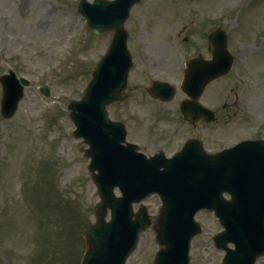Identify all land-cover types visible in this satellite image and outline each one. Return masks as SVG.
Wrapping results in <instances>:
<instances>
[{"label":"rangeland","instance_id":"obj_1","mask_svg":"<svg viewBox=\"0 0 264 264\" xmlns=\"http://www.w3.org/2000/svg\"><path fill=\"white\" fill-rule=\"evenodd\" d=\"M76 1L0 0V74L11 68L17 75L31 80V84L25 88L24 97L15 115L11 119L0 117V235L2 238L6 237L4 242L12 240L9 241L11 244L18 241L28 243L34 238V234L32 237L30 235V226L35 228L31 219L42 214L40 207L34 205V202L38 204V199L44 209H51L56 195L63 196L68 209L64 211L60 222L67 223L71 220L70 211L83 216L84 223L94 219L93 207L98 196L86 168L87 161L78 149L79 141L71 135L73 125L65 104L71 99L81 97L91 76L90 68L106 48L108 36L96 37L84 30V21L76 12ZM180 1L183 4V1ZM193 7L187 14L198 10L207 12L211 27L220 25L226 28L229 46L237 54L231 77L226 81L214 83L209 92L214 107L218 106L227 92H230L229 101L233 100L234 94L237 101L235 116L238 117L228 126H223L227 128V133L222 132L221 124L224 122L220 121V118V122L212 126L213 137L209 146L215 149L258 135V131H255L259 122L256 109L264 114V56L255 57V51L264 45L257 47V41H247L248 35L246 37L244 33L249 34L260 26V16L264 17V0H259L256 11L252 10V2L248 3V0H197ZM238 10L239 15L236 12ZM244 10L253 17L244 23L241 30ZM181 25L180 20L179 27ZM208 27L202 24L200 29L191 30L190 33L181 32L176 39L180 43L187 36L190 44L188 53H191L194 42L197 43L196 49H199L203 42V32L207 33ZM259 29L264 37V22ZM262 43L264 44V39ZM178 49L182 50L180 46ZM42 84L49 86L47 97L39 92ZM258 94L261 99L260 108H257L255 100ZM118 106L113 108L114 113L117 110L118 113L121 112V107H125V104ZM108 109L111 113L112 106ZM42 132V144H36L38 141H35V137ZM30 141L35 143L31 144ZM36 151L47 153L37 159H31V153ZM21 152L22 154L16 155ZM48 153L60 160L56 170L58 178L56 180L53 173L51 183H58L62 187V193L57 194L45 180L44 171L47 167L51 169L50 173H47L48 176L55 168L47 159ZM28 160L32 161V164H29ZM26 165L37 169L34 172L35 178L31 181V190L36 200L31 203L33 197H30V200L25 199V204L22 197L15 192L22 194L25 189L23 177L28 175V171L24 170ZM17 176L19 182H16L14 191L12 188ZM3 195L6 198L3 199ZM145 204L155 214L159 200L156 196H151ZM36 211L41 212L36 214ZM37 217L33 222L39 225L41 222ZM197 218L204 222V233L193 242V262L211 264V260L205 258V250H212L205 237L209 219L205 213L198 214ZM56 228H59L57 224ZM47 235L49 232L45 237ZM57 242H50L51 249H54ZM0 245L4 244L0 241ZM13 250L14 247L8 250L9 254ZM27 264H31L30 259Z\"/></svg>","mask_w":264,"mask_h":264},{"label":"water","instance_id":"obj_2","mask_svg":"<svg viewBox=\"0 0 264 264\" xmlns=\"http://www.w3.org/2000/svg\"><path fill=\"white\" fill-rule=\"evenodd\" d=\"M96 5L100 6L105 11L108 10L107 6H109V5H107L105 3H101V2H97ZM87 15H89V14H87ZM102 16L103 17H109L108 14H105V15L102 14ZM121 21H122V18H119L118 22H121ZM107 26L109 27V25H107ZM88 27L95 33H100V31L102 30V29H100L101 28L100 25L94 24V23L89 22V21H88ZM216 32L217 31H213L212 34L210 35V43L213 45V52L215 53L216 51L217 52L218 51H223L224 53H227V51L225 49V42H226L225 38L223 37L221 41H218L216 39ZM109 58L110 57H109V53H108L107 56H105L104 59L102 60V62L99 64V66L96 67V68H93V71H99L102 66H104L105 64H108L107 62L109 61ZM93 85H94V83L92 84V87H93ZM101 94H102L101 98H105L106 97V93L103 92ZM114 97H116V96L113 95L111 97V95H109L105 100H103L100 103V105L102 106L103 103L107 99H108L107 101H109V100L113 99ZM95 101L99 102V100H96V98H95ZM102 108H103V106H102ZM225 158H230L231 160L238 159V158H241V159L247 158L248 161L250 163H252L251 167L249 169H252L254 167V164H253L254 160L249 159V157H247V154H246L245 150L242 149V148H239L238 150H236V152L234 154H230V153L226 154ZM255 160H258V159H255ZM112 162H113V160H110V161H108L107 163H105L103 165H101L99 162H97L95 164L97 166V168L99 169V175L95 177V181L99 182V184L101 186L100 187V191H101L100 194H101V196L103 198V200L99 204V208H98V211L99 210L102 211L100 213L101 215L103 213L105 205L109 204L107 202H110L112 200L111 188L114 185H119L122 189H124V188L128 189V191H126V192L133 193L134 192L133 188L136 187L138 185V183H139V181L135 179L134 175L130 174L129 170L127 168H125L123 165H120L119 168H112L111 167V163ZM260 163H261L260 161L256 162V164H258V165ZM229 164H231V163L229 162ZM184 165H186V164H184ZM170 167H172V166L170 165ZM113 170H115L116 172H114ZM167 172H168L167 170H164L161 173L165 174ZM263 175H264V169H262L261 172H259L258 174L254 173L252 179H247L246 177H243V179L241 181H239V184L237 186H235L234 189H232L234 200L232 202H229V204H227L226 207H225V210L227 212L229 211V214L231 215V217H228L229 220L232 219V217L236 216L237 214H239V213H241L242 211L245 210V209H243L241 207L238 208L241 201H246L247 202L248 197L258 196V193L254 192V188H250V186L253 184V182L262 179ZM195 176L192 175L191 179L190 178H188V179L185 178V179L193 180L192 178L195 177ZM189 182L192 183L191 181H189ZM245 183H247V184L251 183L249 185V187H248V190H250V193H249V195H247L248 197L243 199L242 195L244 194L246 189L242 188V186ZM192 184H194V183H192ZM188 188H189L190 191L194 190V188H191V187H188ZM258 191H262L263 192L262 195L264 196V184L260 185ZM131 193H127V195L130 196ZM219 194H220L219 190L216 191V193L207 194V195L210 196V198L212 200V202H208V199L206 198L207 195L205 197H203V195L201 193H199V191H198V193H195V199L193 201H191V203H193L196 199H198L200 202H208L209 204L210 203L218 204L219 206H217L215 208H216L217 211H221L224 208L223 207L221 208L220 204H221L222 201L220 200ZM189 198L191 199V197H189ZM166 205L169 207L171 205L170 201H166ZM251 213H252L251 210H249L248 211V215H250ZM245 220L247 222L244 221V218L241 219V221H242V226H240L241 228H243L244 226L246 227L247 226L246 224L250 225V223L253 221V219L250 216L246 217ZM263 223H264V221H263ZM260 224H261V220H256V221L253 222L252 226L259 227ZM261 228H262V226H261ZM253 230L254 231L246 230L245 233L247 235H249L252 232L256 231L255 229H253ZM92 235H93V232H91V230L87 231L86 239H87L88 243H94V239L92 238Z\"/></svg>","mask_w":264,"mask_h":264},{"label":"flooded vegetation","instance_id":"obj_3","mask_svg":"<svg viewBox=\"0 0 264 264\" xmlns=\"http://www.w3.org/2000/svg\"><path fill=\"white\" fill-rule=\"evenodd\" d=\"M154 66H155V65H154ZM163 144L165 145L166 148H170V147L175 146V143L172 142V143H171V146H170V147H167V146L169 145L168 138H167V139H164ZM170 149H171V148H170Z\"/></svg>","mask_w":264,"mask_h":264}]
</instances>
